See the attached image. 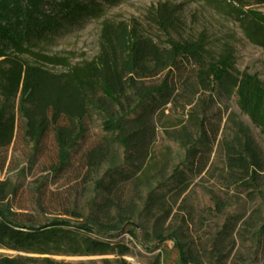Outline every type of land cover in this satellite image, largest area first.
I'll use <instances>...</instances> for the list:
<instances>
[{
    "label": "trees",
    "instance_id": "obj_1",
    "mask_svg": "<svg viewBox=\"0 0 264 264\" xmlns=\"http://www.w3.org/2000/svg\"><path fill=\"white\" fill-rule=\"evenodd\" d=\"M120 1L0 0V148H9L23 134L38 149L53 134L59 159L54 172L65 170L71 150L86 137L85 121L90 112L100 109L106 118L102 128L123 149L124 164L136 167L150 157L158 113L177 103L183 109L189 107L177 139L185 151V164L182 169L176 167L158 190L147 192L145 215L152 222L151 239L158 244L173 242L181 264H212V260L226 264L231 257L227 249L234 247L232 222L222 225L209 247L202 239L187 243L182 240L181 228H171L180 212L191 217L193 205L188 200L195 186L193 178L199 176L264 200V149L238 115L232 112L225 118L214 113L217 96L229 99L234 95L241 114L264 134V84L247 72H233V50L225 49L212 59L203 35L196 41L170 38L161 47L129 24L104 23L100 55L83 67L53 74L24 59L39 45L101 16L105 8ZM241 16L249 20L243 24L246 35L264 48V14L246 12ZM175 19L167 6H160L152 17L164 34L177 28ZM42 59L50 64L56 61ZM205 94L209 97L203 98ZM114 107L119 115L111 112ZM105 160L103 146H91L84 153L83 168L95 169ZM217 167L221 173L216 172ZM132 172L125 166L108 171L107 181L96 183L107 196L75 227L63 219L40 225L35 218L12 212L3 203L7 186L0 183V249L72 257L129 255L127 245L114 240L124 233L136 238L135 230L127 229L132 225L131 212L120 209L122 200L129 198L124 187L133 179ZM207 194L215 213H221L226 203L223 190L212 188ZM260 239L264 241V221L256 232V240ZM0 264L26 263L16 257H1ZM151 264H160L159 257Z\"/></svg>",
    "mask_w": 264,
    "mask_h": 264
},
{
    "label": "rangeland",
    "instance_id": "obj_2",
    "mask_svg": "<svg viewBox=\"0 0 264 264\" xmlns=\"http://www.w3.org/2000/svg\"><path fill=\"white\" fill-rule=\"evenodd\" d=\"M160 6H167L175 14L177 28L169 34L161 32L158 24L152 21ZM104 10L101 16L68 30L52 42L39 45L31 51L33 55H25L24 59L30 65L40 66L53 74L68 73L73 68L97 60L104 23H125L161 47H165L170 38L179 42L196 41L203 35L212 59L225 49L233 50V72H247L264 84V48L254 44L246 35L243 24L246 25L249 20L241 16L246 12L264 14V0H121L118 5ZM42 57L56 61L50 64ZM205 97L209 95L205 94ZM216 99L214 113L225 118L232 112L238 115L243 123L250 126L254 138L264 149V134L251 123L248 116L241 114L237 97L233 95L229 99H219L217 96ZM118 111L117 107L111 109L115 116L119 115ZM189 111V107L183 109L181 103H177L175 106L168 105L163 113H158L150 157L136 167L128 168L124 164L123 149L114 136L102 128L106 118L100 109L90 112L89 119L85 121L86 137L71 150V160L65 170L54 172L59 159L53 134L48 135L38 149L23 134H19L9 148H0V183H5L8 190L3 203L8 204L16 214L35 218L40 225L54 219L69 220L72 227L82 223L83 217L94 212L107 196L96 183L101 180L106 182L108 171L115 166H125L133 171V179L124 187L129 198L122 200L120 209L131 212L132 225L127 229L135 230L136 235L133 238L124 233L114 240L129 248L130 254L124 257L37 255L0 249V258L16 257L26 264H46L43 262L45 259L65 264H151L158 256L160 264H181L179 251L173 242L158 244L151 239L152 222L145 215L144 197L149 190H158L167 182L176 167L183 168L185 151L177 139ZM100 145L106 152V160L95 169L83 168L86 150ZM216 172L221 173L219 168ZM200 178H193L192 181L195 186L188 200L189 205H193L191 217L185 211L180 212L171 229L181 228L182 240L187 243L202 239L209 247L222 225L232 222L235 225L234 247L227 249L231 257L226 264H264V241L256 240V232L264 221V200L256 196L246 197L230 184L227 189L220 187L215 179ZM212 188H220L224 192L225 208L219 214L215 213L214 204L207 194V190ZM164 191L170 192L168 189ZM184 217L186 219L182 223Z\"/></svg>",
    "mask_w": 264,
    "mask_h": 264
}]
</instances>
